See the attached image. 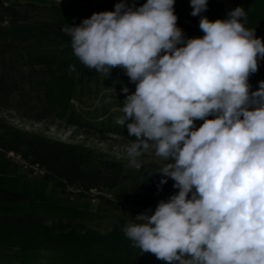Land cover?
Segmentation results:
<instances>
[{
    "label": "clouds",
    "instance_id": "1",
    "mask_svg": "<svg viewBox=\"0 0 264 264\" xmlns=\"http://www.w3.org/2000/svg\"><path fill=\"white\" fill-rule=\"evenodd\" d=\"M175 2L120 0L114 11L63 29L85 67H123L136 83L115 121L136 138L129 164L154 152L166 161L153 173L162 176L158 190L168 178L178 189L153 214L136 215L140 223L126 224L124 234L168 264H264V81L251 93L248 84L264 40L245 27L238 6L226 19L201 16L204 35L185 41ZM190 5L200 16L208 0ZM197 119L204 122L195 129Z\"/></svg>",
    "mask_w": 264,
    "mask_h": 264
},
{
    "label": "trees",
    "instance_id": "2",
    "mask_svg": "<svg viewBox=\"0 0 264 264\" xmlns=\"http://www.w3.org/2000/svg\"><path fill=\"white\" fill-rule=\"evenodd\" d=\"M98 1L44 0L39 4L0 0V154L19 158L30 173L55 182L63 194L104 199L116 210L138 215L176 194L174 181L168 178L158 190L162 176L145 172L135 178L123 201L113 204L104 196L130 181L120 161L85 142H64L51 137L47 129L37 132L25 127L64 126L103 141L110 137L136 139L112 118L123 114L124 100L135 92L136 83L123 67L108 72L85 67L74 55L71 37L63 31L101 12ZM177 27L185 41L204 35L199 26ZM247 29L255 30L256 37L264 40V23ZM258 65V71L248 78L250 93L264 81V59H259ZM90 112L96 115V123L86 119ZM203 122L195 120L194 128ZM0 199L24 198L0 189ZM124 227L114 225L101 231L83 222L0 214V264H168L134 247Z\"/></svg>",
    "mask_w": 264,
    "mask_h": 264
},
{
    "label": "rangeland",
    "instance_id": "3",
    "mask_svg": "<svg viewBox=\"0 0 264 264\" xmlns=\"http://www.w3.org/2000/svg\"><path fill=\"white\" fill-rule=\"evenodd\" d=\"M19 1L25 3H45L44 0ZM119 2L120 0H100L96 6L101 12L114 11L115 4ZM126 2L130 5L134 3L136 7H139L146 3V0H126ZM226 2L233 9L238 7L236 0H227ZM241 6L247 13L246 28L256 27L264 23L263 1L258 5V9L254 7L252 2L249 3L245 0H242ZM255 10L258 11L255 12ZM176 15L180 19L183 14L176 11ZM122 115L118 113L116 115L117 117L114 115L112 118L117 119ZM95 117L96 115L93 112L86 115V119L92 124L96 123ZM7 118L9 119V116ZM100 121L98 120L97 122ZM13 122L17 125L19 123L16 120H13ZM25 127L27 130L37 132L47 129L51 137L64 142H85L87 145L96 147L120 161L123 166L124 175L128 176L130 181L118 190L112 192V194L104 196L111 200L113 204H118L123 201L125 195L133 189L135 178H138V176L145 172L153 174L166 163V161L156 157L154 152L149 151L137 158V166H130L126 150L131 142L121 137H110L112 139L103 141L98 137H94L91 133L87 137L86 134H77L75 133V129L64 126L58 128L55 125H26ZM116 138L118 140L117 142L115 141ZM0 189L21 195L24 198L23 200L17 201H4L0 199V214H34L44 217L48 222L58 219L83 222L101 231L111 229L114 225H126L129 222L140 223V221L135 219L136 215L116 210L114 207L109 206L104 199H98L96 197L79 199L71 195L63 194L55 182L43 180L40 175L30 173L18 161L3 156L2 154H0Z\"/></svg>",
    "mask_w": 264,
    "mask_h": 264
},
{
    "label": "crops",
    "instance_id": "4",
    "mask_svg": "<svg viewBox=\"0 0 264 264\" xmlns=\"http://www.w3.org/2000/svg\"><path fill=\"white\" fill-rule=\"evenodd\" d=\"M227 0H208L207 11L201 13L200 16H192V7L190 5V0H176L174 5V11L181 12L183 15L177 19V25L184 26L185 22H190V27H198L201 16H206L210 21H215L217 19H226L227 13L233 8L226 2ZM235 1V0H234ZM249 3L252 2L256 9L259 8V4L264 0H245ZM238 6H241L242 0H236ZM258 10H255V12Z\"/></svg>",
    "mask_w": 264,
    "mask_h": 264
},
{
    "label": "built area",
    "instance_id": "5",
    "mask_svg": "<svg viewBox=\"0 0 264 264\" xmlns=\"http://www.w3.org/2000/svg\"><path fill=\"white\" fill-rule=\"evenodd\" d=\"M191 26V23L190 22H185V24H184V26L183 27H190ZM9 158H11V157H9ZM13 160H15V161H18L19 162V158H16V159H13ZM20 163V162H19ZM154 211L155 210H150V211H148L147 213L149 214V215H151V214H153L154 213Z\"/></svg>",
    "mask_w": 264,
    "mask_h": 264
},
{
    "label": "bare ground",
    "instance_id": "6",
    "mask_svg": "<svg viewBox=\"0 0 264 264\" xmlns=\"http://www.w3.org/2000/svg\"><path fill=\"white\" fill-rule=\"evenodd\" d=\"M157 207V206H156ZM156 207L155 208H153V210H155L156 209Z\"/></svg>",
    "mask_w": 264,
    "mask_h": 264
}]
</instances>
